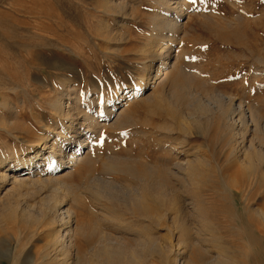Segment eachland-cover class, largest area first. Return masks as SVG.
<instances>
[{
    "label": "rangeland",
    "instance_id": "obj_1",
    "mask_svg": "<svg viewBox=\"0 0 264 264\" xmlns=\"http://www.w3.org/2000/svg\"><path fill=\"white\" fill-rule=\"evenodd\" d=\"M104 1L0 0V159L33 152L32 145L43 134L51 143L59 140L64 151L81 148L76 154L84 162L69 183L75 184L84 201L83 219L91 225L98 221L101 231L116 238L129 234L111 231L101 218L103 207L120 209L118 203L93 202L88 188L92 179L117 185L135 182L106 172L107 165L119 162L144 171L176 172L180 164L204 159L208 164L204 169L209 166L205 187L196 194L176 185L180 206L187 205L191 212V238L208 236L205 247L211 257L227 249L239 255L240 264H264V221L257 214L264 209V139L259 141L264 138V0H175L183 11L173 12L159 5V0H111L127 5L122 15L106 13ZM171 6H176L174 1ZM176 11L185 16L172 51L176 65L172 74L181 82L189 76L199 85L203 104L224 98L225 103L231 99L236 107L243 106L262 132L260 127L257 134L251 130L243 140L239 130L224 126L219 117L198 118L197 124L189 121L184 131L178 123L191 108L170 112L165 100L169 88L162 87L161 79L151 82L141 102L132 101L119 117L107 116L119 93L136 88L143 69L153 65L149 49L157 31L154 24L179 19ZM164 35L157 40L159 45L171 41L170 33ZM155 97L163 100V107L150 111ZM58 104L64 106L62 115ZM252 136L256 140L251 151ZM249 159L256 160L255 167L247 166ZM28 189L16 199L32 212L41 210L44 199L56 194L53 188L35 193ZM57 194L75 208L70 197ZM196 203L214 225L217 240L214 234H196L193 225L198 228L204 223L192 210ZM126 219L138 221L127 213ZM170 224L171 219L164 221L154 235L176 244L179 234ZM45 230L40 225L39 232ZM7 231H0V264H45L47 231L22 236L14 234L11 225ZM95 240L92 237L91 242ZM89 249L86 241L83 250ZM250 249L252 254L246 258Z\"/></svg>",
    "mask_w": 264,
    "mask_h": 264
},
{
    "label": "bare ground",
    "instance_id": "obj_2",
    "mask_svg": "<svg viewBox=\"0 0 264 264\" xmlns=\"http://www.w3.org/2000/svg\"><path fill=\"white\" fill-rule=\"evenodd\" d=\"M173 1L174 5H176L175 7L171 6ZM158 4L166 7L168 11H174L175 9L183 11L181 8L182 4L175 2V0H159ZM102 8L108 14L113 13L117 15H122L128 10L126 4L111 0H105ZM184 16V12L178 13V20L170 18L169 20H159L154 24L153 29L157 31L153 35L152 40H150L151 47L149 49L152 55L150 57L153 58V65H149V67L147 66L146 69H143L144 74L140 78L141 80L136 88L128 87L122 90L117 96L116 103L111 105V107L107 105L110 109L107 116L114 117L117 115L119 117L132 101L134 102L142 97L152 81L154 83L158 79H161L160 84L162 87L169 88V94L165 100L170 112L171 109L181 107L192 109H190V112L187 111L190 114L185 117L183 116L181 122L178 123L184 131L189 129L190 123L197 124L198 118L208 117L213 119L214 117H219L222 119L224 126H231L233 129L239 130L238 136L242 137L243 140L247 139V135L250 134L251 130L252 134H257L259 127V130H262L261 125L254 120L251 114H245L242 109L243 106L241 107L238 104L239 106L236 107V103L231 99L228 103H225L223 101L224 98L220 100L219 97L221 96L218 97L219 101L215 104L211 102H208V105L203 104L199 85L195 84L189 76L185 78L186 81L181 82L179 76L173 75L176 65L173 62L172 51L181 30L180 20ZM165 32L172 35L170 37L171 41L168 44L163 43L159 45L157 40L162 37V34L164 37ZM149 50L144 51L145 55H147ZM176 63L178 62L176 61ZM153 101H155V105L150 111L159 110L163 107V103L161 102L163 100L161 98L159 100L158 97L157 100V97H155ZM56 107L57 112L62 115L64 106L58 104ZM119 109L121 110L117 113ZM189 121L190 123H188ZM263 139H259V141L262 142ZM51 140L45 134L39 135L34 145H32L33 152L27 153L24 157L13 155L9 156V159H0V231H4L7 234V227L9 225L15 231H13L14 234H21L22 236L23 234H45L47 231V234H50V241L46 249L48 252L47 254L45 253L46 259L43 258L45 264L241 263L239 255L227 249L219 250V253H215L217 255L214 257L207 255L208 248L205 245L208 244V236H204L206 238L203 239L200 237V234H214V225L208 222L204 208L196 203L193 206L195 209L193 208L192 210H196L201 215L199 218H203L204 223L198 226V228L193 225V228L197 231H195L196 234L200 236L199 238L192 239L191 236L194 233L191 229V223H189L191 212L188 211L187 205L183 209V206H180L179 199L176 198L177 191L179 190L177 189V184L182 188L192 190L193 193H196L197 190L207 185L209 171L206 168L209 166L204 169L208 165L204 159L200 161L194 159L195 162L189 161L185 164H180V166L177 165L176 172L153 168L144 171L139 167H132L119 162L107 165L105 167L106 172L126 175L135 182V184L122 185L117 180V183H119L117 185L114 183L116 181L110 182L109 180L92 179V184L88 188V195L93 202L99 203L102 200H106L118 203L120 209L103 207L104 217L101 218L102 221L106 222L111 231L121 230L120 235L129 234L126 238H116L107 235L111 233L101 231L98 221L95 220L96 222L91 225L83 219L85 211L84 201L78 194L75 184L69 183L71 174L75 170L81 169L84 162L78 156L79 154H76L81 148H78L76 152H73L74 149L67 152L63 150L64 145H58L59 140H54L52 143ZM255 140L252 136L249 141L251 151L253 146H255ZM79 141H77L78 144ZM84 143L85 140L81 141V144ZM237 148L234 150L235 154L238 152ZM250 159L247 161V166L255 167L256 160ZM26 188H29L28 190H31V193L42 192L44 188H53L56 194L44 199V201H47L43 204L41 210L32 212L28 207L23 208L16 199L17 196H20L21 191ZM57 191L70 197L75 208L69 206V202L65 198L61 199ZM257 212L261 220L264 221V209ZM126 213L132 215L138 221H129V219H126ZM173 214H175L174 219L172 218ZM170 219L172 220V224L170 225H172L176 234H179L176 244H173L174 242L168 243L167 240H159L154 235L156 228L164 221ZM40 225L46 227L44 232H39ZM92 237L96 239L93 243L91 242ZM216 237L218 239V236ZM216 237L214 234L215 239ZM15 240L20 241L21 238L15 237ZM86 241L90 248L87 251L83 250V245ZM210 241L211 245L213 241ZM251 250L246 255V258L252 254Z\"/></svg>",
    "mask_w": 264,
    "mask_h": 264
}]
</instances>
